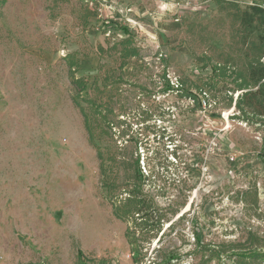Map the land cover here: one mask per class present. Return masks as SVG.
Returning <instances> with one entry per match:
<instances>
[{
	"label": "rangeland",
	"instance_id": "374dc122",
	"mask_svg": "<svg viewBox=\"0 0 264 264\" xmlns=\"http://www.w3.org/2000/svg\"><path fill=\"white\" fill-rule=\"evenodd\" d=\"M252 4L0 0V264H264L237 256L264 254V121L236 106ZM132 188L147 228L115 216Z\"/></svg>",
	"mask_w": 264,
	"mask_h": 264
},
{
	"label": "trees",
	"instance_id": "16d2710c",
	"mask_svg": "<svg viewBox=\"0 0 264 264\" xmlns=\"http://www.w3.org/2000/svg\"><path fill=\"white\" fill-rule=\"evenodd\" d=\"M264 2V0H262ZM240 32L244 39V45L247 48L245 57L247 59V76L238 79L241 81L239 87L240 90H246L242 92L236 101V106L240 113L241 118L245 117H257L264 121V5H252L248 6L244 11L240 13ZM256 35L253 40L252 37ZM121 66L127 64L128 59L137 57L139 55L137 48L131 47L129 40H124L119 43ZM219 70H225L218 65ZM70 76L72 78V85L77 90V97L75 98L76 105L80 99V95L87 90V83L82 79L75 77L74 66L70 67ZM111 77H105L104 81H109ZM98 85V84H96ZM99 88L98 86H96ZM106 89V88H104ZM101 92V91H100ZM104 96L100 95L96 100L89 101L88 110L80 108L82 112L84 127L89 135L91 141L95 138V132L100 130L103 132L110 124L109 117L113 112V108L103 102ZM80 107V106H79ZM101 154H99V157ZM110 181V179H106ZM109 185V184H108ZM114 186V185H113ZM112 186V188H113ZM117 190L114 189L111 190ZM139 190L132 188L129 192V198L124 200L123 204L115 205V216L124 220L126 216L133 215L135 221L143 223L145 228L148 227L149 222L156 219L157 216L153 214L151 207H148L146 200L141 198L138 194ZM137 216V217H136ZM141 226V225H140ZM244 253V252H243ZM237 254L246 258L247 260L264 262V254H258L256 251H248L245 254ZM170 263V262H168Z\"/></svg>",
	"mask_w": 264,
	"mask_h": 264
},
{
	"label": "built area",
	"instance_id": "2783aa9c",
	"mask_svg": "<svg viewBox=\"0 0 264 264\" xmlns=\"http://www.w3.org/2000/svg\"><path fill=\"white\" fill-rule=\"evenodd\" d=\"M253 5V4H252Z\"/></svg>",
	"mask_w": 264,
	"mask_h": 264
}]
</instances>
